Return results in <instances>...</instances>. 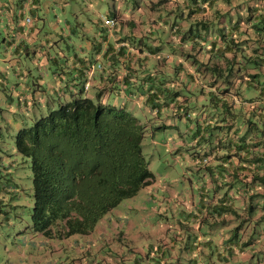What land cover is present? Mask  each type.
<instances>
[{
  "label": "crops",
  "instance_id": "0c3cea01",
  "mask_svg": "<svg viewBox=\"0 0 264 264\" xmlns=\"http://www.w3.org/2000/svg\"><path fill=\"white\" fill-rule=\"evenodd\" d=\"M42 2V0H23L19 4L16 1L10 3V0H0V38L4 44L3 48L0 44V103H4L9 110H13V113L32 112L36 116L42 112L40 108L42 104L45 106L53 104L55 99L58 103L63 102L62 99L68 101L77 96L81 83L87 79L85 72L88 63L97 60L102 62L104 69L94 73L90 79L91 86L84 93L93 90L94 94L99 93L101 100L115 106H124L146 125V129H151V118L154 116L162 119L163 122L170 116L182 117L185 121H189L192 133L197 126L203 130L208 123L212 122L210 112L203 111L204 108L198 115L192 112L191 109L198 106L199 102L196 100L194 105L191 103L192 97L188 89L187 78L191 77L198 86H203L204 91L211 88L207 82L212 77L209 66L217 60V55L214 54L208 42L215 38L219 39V29L216 24L210 25V28L202 30L201 33L195 28L191 32H184V38L181 37L179 41L177 31L181 29V23L168 28L166 19H164L161 21L163 24H155L154 29L147 31L143 26L144 20L139 21L133 18L131 15L133 12L126 6H121L122 8L116 6V0H80V3L77 0H66L64 3L62 0L55 1L65 13L71 14L70 21L67 18L69 16L63 17V21L48 20L45 13L41 16L39 10H42ZM48 2L45 3L48 4ZM194 2L193 0H149L152 7L155 4L157 6L172 4L180 10V14L184 17L189 9L194 7L196 10L200 9L201 11H194L190 14L191 21L200 19L212 21L210 17L214 16L213 9H221L223 13L230 6L221 4L220 1L213 2V4H195ZM207 3H211V0ZM233 3L253 4L255 1L233 0ZM57 4L52 7L54 8ZM80 4L87 5L83 7ZM99 4H107L108 7L104 11L98 7ZM17 6L20 11L17 10ZM44 6V12L48 11L50 5L44 4ZM25 8L28 14L22 17ZM109 9L117 18V24L111 33L106 32V27L102 25L101 20L102 15L110 14ZM89 10L96 15L95 18L90 17ZM254 16H257V12ZM27 17H30L29 21L26 20ZM150 21L153 22L154 19ZM251 22L241 20L233 30L230 29L231 22L224 23L227 39L232 35L234 41L247 40L244 52L249 51L248 53H252L251 48L255 46L253 40L255 35L253 37V34L248 32ZM46 25L51 31L46 30ZM154 30H158L161 39L167 43L170 42L171 48L173 43L181 44L184 40V53L181 56H172L175 51L163 52L158 45L160 42H151L143 36L145 32H150L151 37ZM66 38L75 43L72 49H63L62 40ZM125 39L128 40L129 46L137 49L135 54H129L127 46L120 44L125 43ZM188 48H191L192 52H189ZM232 54V51L228 52V55ZM193 55L195 57L192 58L193 63H191L187 57ZM236 59H243V57L240 54ZM173 63L176 66V76L170 78ZM219 63L223 64L222 61ZM193 64H198L202 69L199 74ZM204 65H206L205 68ZM9 70L17 77L13 82L8 79ZM235 70L238 69L235 68ZM244 70L252 71L249 68L241 69V71ZM182 72L185 74V80L182 79ZM2 74H5L6 79ZM235 80L239 79L236 77ZM242 81L244 78H240L237 83ZM175 84L178 86L173 87ZM230 96L235 97L233 92ZM14 97L16 98L15 104ZM152 106L158 109L155 110ZM169 110L172 112L170 113ZM245 129V125L240 127V133ZM232 131L229 130L227 136L233 137ZM192 146H194L192 151L202 150V153L207 147L195 135H193ZM222 151L224 148L218 147L214 149V153L207 156L209 170H198L199 174L209 175L212 181L210 189L203 187L197 196L182 197L178 207H175L180 217L173 218L172 223L152 227L151 230L145 229L139 226L141 218L137 210L127 211L131 217L121 222L118 218L119 213L110 215L116 205L85 236L70 234L52 237L72 239L77 252L86 251L89 254L100 247L101 241L112 242L110 256L104 258V264H213L214 256L209 252L216 244L218 245L213 238V233L223 237L219 235L220 231L217 228V217H220L217 207L221 203L223 206L225 204L229 206L228 203L232 196L231 191H228L224 197V191L227 188L221 190L220 187L223 184L228 186V176L226 173L220 174L218 170L223 164L214 155ZM225 164L230 166L231 162L228 161ZM223 176L226 177L223 178ZM153 181L154 179L150 182ZM149 190L143 188L144 196L142 197L151 194ZM139 192L140 190L128 198L135 199ZM238 201L237 205L241 208L240 205L246 199L237 195L236 202ZM225 213L230 214L228 209L223 210L221 215ZM204 222H210L207 223L212 228L210 232L202 229L206 224ZM142 230H146L149 234L155 233V240L147 239ZM94 233H97L96 236ZM115 233L117 235H114ZM120 239H126V243L121 242ZM80 240H83L82 248H78ZM116 241L117 243L113 245ZM43 244H49V242L44 241ZM67 244L62 247L71 254V249L74 247L68 242ZM60 248L58 243L51 244V249L59 250L58 257L62 255ZM19 264H23L22 259ZM46 264H57V260L55 258L48 260Z\"/></svg>",
  "mask_w": 264,
  "mask_h": 264
},
{
  "label": "trees",
  "instance_id": "16d2710c",
  "mask_svg": "<svg viewBox=\"0 0 264 264\" xmlns=\"http://www.w3.org/2000/svg\"><path fill=\"white\" fill-rule=\"evenodd\" d=\"M193 1L195 4L220 1L221 4L230 5L226 10L229 12L234 6L238 8L237 4L241 5L233 3V0H211V3H207L209 0ZM253 1V4H264V0ZM253 4L248 5V12L244 16L254 18L252 22L249 19L251 23L248 27L249 34H253V37L255 35L254 39L251 37L255 43L251 48L254 54L244 52L247 40L234 41L232 35L227 39L225 28L220 23L216 24L219 39L208 42L217 60L209 66L212 77L207 82L211 88L204 91V87H200V93L206 100L202 106L209 101L213 106L220 105L222 111L211 110L212 122L203 130L197 126L193 132L207 146L203 153L193 151V155H199L200 162L197 164H203L198 165L197 170L205 171L210 169L207 156L218 147L224 148L220 154L214 155L224 165L218 169L220 174L226 173L228 176L224 197L228 191H231L232 196L229 206L221 203L217 211L219 216L227 209L230 215L237 213V195L243 196L246 201L240 206L248 211L245 212L247 218L254 219L257 224L262 223L258 234L263 239L257 241L261 240L262 246L256 251L263 252L264 31L262 33L260 29L263 26L257 25L256 19L264 20V9H256ZM243 6L246 9V4ZM194 11L201 10L194 7L186 15L190 16ZM255 12L257 16H254ZM109 13L113 11L109 9ZM110 14L108 16L115 17ZM238 22L231 19L230 29L233 30ZM213 24L214 20H194L184 32H191L195 28L201 33ZM129 45L125 39L124 46ZM229 51L233 54L228 55ZM240 54L243 59H236ZM242 68L252 71H241ZM102 69L104 67L95 69L93 75ZM236 77L239 80L244 78V81L237 83L239 80H235ZM90 86L85 89L83 81L77 96L59 102L31 124L19 127L14 135L15 148L30 159L32 226L48 237L89 233L107 212L124 199L135 195L154 176L143 153L146 125L124 106H115L101 100L99 93L94 96L84 93ZM232 92L235 97L230 96ZM243 125L246 129L240 133L239 128ZM229 130H233V137L227 136ZM228 161L231 162L230 166L225 164ZM253 233L254 230L250 236H246L242 230L241 233L235 230L227 236L224 244H216L209 252L214 256L213 264H219L217 260L224 261V264H236L239 254L255 242ZM235 253L238 254L234 256ZM258 264H264V255L258 259Z\"/></svg>",
  "mask_w": 264,
  "mask_h": 264
},
{
  "label": "rangeland",
  "instance_id": "374dc122",
  "mask_svg": "<svg viewBox=\"0 0 264 264\" xmlns=\"http://www.w3.org/2000/svg\"><path fill=\"white\" fill-rule=\"evenodd\" d=\"M14 1L19 3V1L22 2L23 0H10V3ZM42 1V10H39L41 16L45 13L48 20L53 19L60 21H63V17L69 16L67 18L69 21L71 20V14L65 13L55 2L59 0ZM47 1H49L48 4L45 3ZM65 1L66 0H62V3ZM77 1L80 3V0ZM44 4L46 6L50 5L49 10L46 12H44ZM54 4L57 5L53 8L52 5ZM80 5L84 7L87 4ZM248 5L251 4H246V9H244L243 4L240 6L237 4L238 8L234 6L232 7L231 12L225 11L223 13L221 12V9H213L214 16H211L210 18L215 21V24L220 22L222 26H224V23H230L231 19L233 22L238 20H247L249 22L251 16H244L248 12ZM116 6H126L131 9L133 12L131 15L133 18H136L139 21L142 19L144 20L143 26L146 27L145 29L147 31H150L151 28L154 29L155 24H163L161 21L164 19H166L168 28L181 23V29L177 31L179 41L181 37L184 38L183 30L190 27L191 18L189 15H186L187 12L185 13V17H182L180 10L176 9L172 4H160L158 6L155 4L152 7V4H149V0H116ZM253 6L259 10L264 9V4H253ZM98 7L105 11L108 5L99 4ZM17 10H19L18 6ZM84 10L88 11V9ZM27 11V8H25L22 17L28 14L26 13ZM89 12H91V10H89ZM91 13L90 17L92 19L95 18L96 15ZM152 18L154 19L153 22L150 21ZM253 19L254 18H251L250 21H253ZM256 23L259 26H263L260 29L263 33L264 20L257 21L256 19ZM102 25L105 26L103 21ZM46 30L51 31L48 26ZM143 36L151 42H160L158 45L162 48L163 52L175 51V54H172V56H181L184 53V40L181 44L173 43V47L171 48L170 42L167 43L160 38L158 30H154L151 37L150 32H145ZM128 37L131 38V36ZM62 42L64 50L72 49L75 45V43L68 38L62 40ZM200 43L203 44V42ZM0 44L3 48L4 44L1 38ZM188 50L189 52H192L191 48H188ZM194 57V55L188 56L187 59L193 63L192 58ZM193 66L198 74L202 71L198 64H193ZM175 69L176 66L173 63L172 73L169 76L170 78L176 76ZM8 75L10 76L9 78L7 76V78L10 79V81L12 80V82L17 79L15 74H12V71L10 70ZM2 76L5 77V74H2ZM182 79L185 80L184 72H182ZM187 84L188 89L191 92V103L194 105L196 100L199 102L196 108L191 109L194 115L200 113V107L204 108L203 111L207 113L211 110L213 112V109L222 111L220 105L213 106L209 101L206 105L202 106L206 100L200 93V86H198L195 81H192L191 77L187 78ZM192 84L193 87L190 89ZM177 86L178 85L176 84L173 85V87ZM182 89L185 90L184 86H182ZM86 94L94 96V91L89 90ZM13 101L15 104V97ZM61 101L64 102V99ZM57 105V99L53 101V104H47L46 106L42 104L40 107L42 112L34 116L32 112H25L24 114L13 113V110H9L4 103H0V264H19L21 259L23 260V264H46L48 260L54 258L57 260V264H104V258L110 256L112 248V242L110 241L107 243H105L104 240L101 241L100 247L97 250H93L90 254L86 251L77 252L72 239L70 240L68 238L65 240V238L48 237L40 231L35 230L32 226L30 213L33 204V189L30 159L17 151L14 145V135L19 127L31 124L35 118L46 113L49 109L54 108ZM169 112L171 113L172 111L169 110ZM164 122L156 116L152 117V127L151 129L149 128L145 130V137L143 140V153L148 160L149 168L154 175V181L150 182L149 185L143 186L135 199H126L110 212L111 216L115 215V213H119L118 218L121 222H125L131 217L127 211L137 210L139 211L141 218L139 226L150 230L152 227L164 226L165 224L172 223L173 218H179L180 213L175 207H178L180 204L179 201L182 200V197L191 196L192 198L193 196H197L199 190L203 189V187L210 189L212 182L209 175L203 173L199 174V171L197 170L198 165L203 164H197V162H200L199 155H193V133L189 128V121H185L182 117L170 116L165 119ZM221 182H224V180H221ZM220 187L221 190L227 188L226 184H223ZM143 188L150 189L149 193L151 194L142 197L144 196ZM236 212L237 213L231 215L225 213L220 217H217V228L220 231L219 235H223V237L216 236L213 233V238L218 242V245H222L227 238L226 235L234 233L235 230H239L240 233L242 230L245 235L247 234L249 236L254 230L253 238L255 242L250 244L246 251L239 254L236 264H258V259L263 258L264 255V250L263 252L256 251L262 246L260 242L261 240L257 242L258 239L262 238V235L258 234L260 227H262V223L259 222L257 224L254 219H248L245 213L248 211H244L238 206L236 207ZM110 215H108V218H110ZM222 218L224 219L222 220ZM204 223L206 224H204L202 229L210 232L212 228L207 224L210 222ZM142 231L147 239L155 240V233L149 234L146 230ZM96 234L97 233H94V236H96ZM73 235L82 237L85 236L86 233H74ZM114 235L117 234L115 233ZM44 241H48L49 244H43ZM120 241L126 243V239H120ZM67 242L74 247L71 249V254L62 247L67 246ZM57 243L62 250V255H60V257H58L59 250L51 249V244L55 245ZM116 243L117 241L113 243V245ZM82 245L83 240H80L78 248H82ZM237 254L238 253H235L234 256ZM217 263L224 264L225 262L217 260Z\"/></svg>",
  "mask_w": 264,
  "mask_h": 264
},
{
  "label": "built area",
  "instance_id": "2783aa9c",
  "mask_svg": "<svg viewBox=\"0 0 264 264\" xmlns=\"http://www.w3.org/2000/svg\"><path fill=\"white\" fill-rule=\"evenodd\" d=\"M101 19L103 21V23L105 24L106 30L108 33H111L113 31V29L115 28V25L117 23V18L115 17H111V16H106V15H102ZM26 20H30V17H27ZM120 44H125L123 42H121ZM127 52L136 53V48H133L131 46H127ZM103 64L101 61H94L93 63H89V67L86 69V74H87V79L84 81V88L87 89L90 85V79L92 78L93 72L95 71V69L97 68H103Z\"/></svg>",
  "mask_w": 264,
  "mask_h": 264
}]
</instances>
